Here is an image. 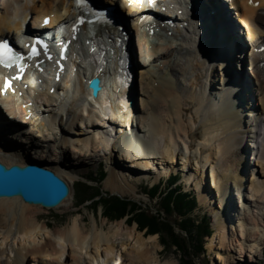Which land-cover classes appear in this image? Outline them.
I'll return each mask as SVG.
<instances>
[{"label": "bare ground", "instance_id": "bare-ground-1", "mask_svg": "<svg viewBox=\"0 0 264 264\" xmlns=\"http://www.w3.org/2000/svg\"><path fill=\"white\" fill-rule=\"evenodd\" d=\"M204 1L214 12L215 20L223 29V41H214L211 35L209 39L207 35L210 32L207 29L208 34L205 32L201 39L203 47L208 51L205 54L218 62L208 59L198 51L197 26L194 28L189 24V29L192 32L194 30L196 36L193 34L188 37L181 31L179 25L185 20V13L183 11L179 14L178 10L186 9V3L183 0H163L165 8L171 11L166 17L177 16L175 27L170 29L179 36L183 34V47L179 48L177 59L172 61L167 69L160 71L154 67L146 76H140L141 81L145 79L148 82L145 83L142 93V97L146 98L145 104H142L137 112L126 104L132 86L127 88L128 81L123 78L124 64L118 66L115 62H110L104 66L103 59H99L98 63L92 62L94 53L86 56L85 46H82L81 52L74 60L66 63L65 70L57 82L55 62L48 64L42 72L39 69L33 73L24 72L22 79H19L17 74L22 73L23 69L17 66L10 69L1 68L0 106L8 113L20 116L23 122L29 120L32 129H36L43 139L52 138L59 149L72 151L74 154L88 155L94 146L102 145L111 158L117 155L143 170L149 168L153 159L167 161L170 168L174 163L187 168L186 172L189 173L185 174L184 178L186 186L194 189L200 204L210 205V213L216 220L217 232L208 247L210 250L219 251L226 242V228L230 221L228 209L231 206V198L227 193L228 185L232 182L237 185L236 206H239L240 201V208L243 209L244 215H247L243 202H260V212L264 218V133L259 138L260 144L254 140L259 136L257 128L264 123V52H257L255 49L259 43L264 42V0H229L230 9L235 8L236 21L246 33L250 48L248 57L246 56L250 66L248 70H251V74L248 71L249 75L256 78L251 87L245 86L243 89L231 83L229 78L220 77L216 82L215 77L223 74L222 66L224 67L223 57L218 55L221 54L220 51H238L237 47L243 44L236 34L235 24L226 18L224 7L213 8V3ZM71 3L72 0H0V37L6 31H13L15 40L24 45L29 39L20 35V26L29 17L32 28H41L44 16L61 9L63 12L59 17L54 13L52 15H55V18L50 16L51 23L48 28H53L57 19L59 21L73 17L75 12L70 10ZM139 3L140 0H135L131 7H128V15L138 16ZM131 26L139 49L136 65L149 60L155 66L156 61L172 58L173 52H170V49H173L177 42L173 37L167 36V26L159 27L161 35L156 30L154 32V28L153 33L148 32L149 27L138 25L137 19L132 21ZM62 30H58L54 38L70 34L69 27ZM114 54L116 56L117 53ZM182 59L186 60L185 63H182ZM77 60L82 67L74 73L71 69ZM241 65L237 61L238 69ZM242 75L244 76V73ZM92 76H99L102 80V90L97 98H93L87 88V82ZM5 77L9 80L5 81ZM172 78H182L186 84L182 86L173 82ZM155 81H158L156 87L153 84ZM5 84L8 87H5ZM245 84L247 85V81ZM211 85L217 89L218 97L212 98L209 94ZM238 94L244 99L243 104L249 113L246 116L251 118L250 123L252 122L253 126H248L249 122L244 120L245 116L238 112L235 101ZM106 102L109 104L104 105ZM123 104L125 110L120 112V106ZM42 106L49 109L45 116L39 114ZM121 119L122 122L117 121ZM133 121L135 123L132 124ZM106 123H118V127L121 123L126 127L130 126V133L120 134L118 131V135L111 140L110 136L94 130L100 125L105 126ZM251 126L253 128H249ZM242 127L246 129L241 130ZM89 128H93L92 132ZM138 128L143 135L136 133ZM263 128L261 129L264 132ZM197 129L198 142L196 149L192 151V138ZM22 133L27 132L21 131L20 134ZM82 133L87 137L82 138ZM44 134H48V137H44ZM248 136L252 138V144L249 145L251 152L252 148L258 145L261 147L256 161L260 171L251 170L249 183L245 187L241 176L245 172L243 169L249 164L244 163L246 150L240 147L243 139ZM258 150L259 148L253 151L256 153ZM195 154L198 156V166L195 164L197 162L192 164L191 158ZM2 157L4 158L0 159V163L6 168L14 164H24L21 160ZM61 165L70 168L67 164ZM170 168H156L153 173L154 180L157 181L162 175L167 176ZM53 172L66 182L69 188L66 198L55 208L68 207L73 199L71 182L76 177L62 168L59 170L58 167L53 168ZM124 177L118 169L113 168L109 171L105 186L122 196L134 194L135 189ZM206 184L213 191V195L215 192L218 197V205L215 207L212 204L214 197L207 192ZM247 188L249 190L246 192ZM42 209L44 208L24 203L19 197H0V258L4 255L7 257V262H2V257L0 264H30L32 259L37 260V264H127L132 260L135 264H175L173 260H160L156 236L143 237L141 232L135 230L136 225L127 227L123 221L106 224L105 220L98 223L93 218L88 226L84 216L75 215L63 227L57 226L58 223L50 227L49 220L40 212ZM238 234L239 240L244 243L254 242L249 245L250 252L257 247V238L251 239L249 229L240 226Z\"/></svg>", "mask_w": 264, "mask_h": 264}, {"label": "rangeland", "instance_id": "rangeland-1", "mask_svg": "<svg viewBox=\"0 0 264 264\" xmlns=\"http://www.w3.org/2000/svg\"><path fill=\"white\" fill-rule=\"evenodd\" d=\"M131 20H133V18ZM158 34L161 35V31H159ZM173 50L174 49H170V52H173ZM177 56H175L176 59ZM172 59L169 58L163 61L161 60L156 61V63L154 64L155 66H153V63H151L149 60L143 62V64L138 63L137 82L132 85V91L131 94L129 95L130 99L134 102V106L132 107L134 111L137 112L138 109L142 107V104H145L146 101V98L142 97V93L145 83L148 81H146L145 79L141 81L140 76H146V74H148V71L153 69L154 67L159 68L160 71L167 69L168 66H171ZM185 61L186 60L183 59L182 63H185ZM220 77H221L220 75L215 77L216 82L220 79ZM172 81L179 83L182 86L186 84L184 82L185 80H183L182 78H178V80L172 79ZM248 82L250 84L255 83V81L253 80ZM157 83L158 81H155V83H153L155 84L154 85L155 87ZM214 85H215L214 87L217 86L216 83H214ZM212 86L213 85H211L209 88L210 91L209 94L212 96V98L218 97L216 93L218 92L217 89L213 88ZM238 95L235 96L236 105H238V112L240 113V115L242 114L243 117L245 116L244 120L246 119V122H249L248 126L249 125L253 126V123L252 122L250 123L251 118L248 119L249 117L246 116L249 113L247 111L248 109L244 106L245 104L244 99L240 94ZM108 104L109 102H106L104 105H108ZM129 105L130 104L128 103L127 106L128 108L131 109ZM40 110H39L40 112L39 114L45 116L48 114L47 112L49 109L41 107ZM124 110H125V105L123 104L120 106V112H123ZM122 120L123 119L117 121L122 122ZM29 123H30L29 120L28 121L24 120L23 122L20 116L12 115L0 106V148L11 150L14 152L16 151L17 154L18 153L22 154L24 158L27 157L28 160L40 161L50 166H53L58 162L59 164L63 163L69 165L70 168L64 167L62 165V169H64L72 176L76 177V179L73 180V182H71V186L77 183L78 181L88 184V186H90L91 188L90 191L87 193V195H92V193L95 192V188H99V192H101L103 197L115 196L118 197L119 199L126 200L127 202L136 203L139 206V208L141 207L144 211L148 212L151 215H154L155 212H157L158 210H159L158 212L161 211L163 202L158 200L157 194L154 198L152 199L149 198L148 190L153 185L161 186L159 190H165V189L169 190L170 188L174 189L176 186H179L180 191H183L184 193L188 192V194H191L196 203L194 210H192L191 213L188 214V219L189 218L191 219L189 225L193 222L188 227L189 229L188 231L181 228L183 221L180 222L179 217H177L176 215H171L169 217V220L171 221L172 224L173 235L179 238L181 247L183 248L184 252L179 251L177 247L172 244L171 242L172 237L168 235L167 231L150 234L148 233L146 228L139 229L135 222L129 220L130 216L128 215L120 219H109L106 216H103L102 205L100 202H97L98 198H95L94 200H90V201L87 200L83 201L82 204L80 202L81 201L80 199L82 198L80 194H78L77 190L75 193L73 191L72 204L71 205L68 204V207L62 206L55 209L40 210V212L43 213V217H45L46 220H49L50 227L55 225L54 223H58L57 226L63 227L75 215L84 216L86 218V222L88 226L91 225L93 218H95V220L98 223H100L102 220H105L106 224H110L112 222H117V221L118 222L123 221L125 222V226L127 227H132L133 225H136L135 230L137 232H141L143 237L147 238L148 236H156V242L159 247L157 253L159 259L162 261L169 259V260H173L175 264H187L186 259H190L192 262H194V264H264V221H263L264 218L262 217L260 212V208L262 207V204H260V202H253V201L247 203L246 200L245 201L243 200L244 201L243 203L246 205V212H247V215H244V211L242 208H240L241 203L238 199H236V201L237 200L239 201L238 202L239 206L237 207L235 204L236 203L235 198L237 197L236 195L237 185L234 184L233 182L230 185H228V193H227L229 194V198H231L230 201L231 206L228 209V213L230 215L229 216L230 221H228L227 224L228 229L226 228V233H227L226 242L221 248V250L219 251L215 249L210 250L208 247L210 244V240L214 236L215 232H217L216 220L214 219L213 214L210 213V205L200 204L198 202V197L197 194L194 192V189H192L189 186H186V182L184 178H185V174L189 173V172H185L187 171V168L184 169L183 166L175 165V163H174L175 167L173 165V167L170 168V166L167 165V161L153 159L152 161H150L151 165L149 166V168L143 170L138 166L132 164L131 162L124 160L122 157H118L117 155H115L116 157L112 156L111 158L107 154V151L102 147V145L94 146V148H92L91 152L88 155L77 154V153L74 154L72 151L59 149L58 148L59 146H56L54 144L52 138L51 140L49 139L45 140V138L43 139L41 134H39L36 131V129H32V127L30 126L31 123L30 124ZM133 123L135 122L133 121L132 124ZM117 124L118 123L114 124L113 126H109V124H106L105 126L100 125L98 126L99 128L96 127L94 130L95 131L98 130L97 132H102V135L105 134L107 136H110L111 140H113L118 135V131H120L119 132L120 134L121 132L130 133V130L124 124L121 123L119 124V127L118 126L115 127V125ZM252 126L249 128H253ZM131 127L133 129V126ZM263 127H264V123L261 125V128ZM244 128L245 127H242L240 129L243 130ZM257 129L259 130V127ZM197 130L194 132V136L192 138L193 139L192 141L194 143L192 145V151L196 149V143L198 142L197 137L199 135V130L198 131ZM21 131H26L28 134L27 133L20 134ZM138 131H140L139 128ZM140 135L143 134L140 133ZM44 137H48V134H44ZM81 137L83 138L86 136H83L82 133ZM251 141L252 138H249V136L248 138L245 137L243 139V144L241 145V147L245 148V150L246 149L248 150L249 145L252 144ZM260 148L261 147H259V150L256 151V153L254 151V153H250L249 155L246 152V154L244 155L245 157V159H243L244 163L246 165L249 164L248 167L243 169V171L245 172L243 176H241L245 187L249 183L251 170L258 169L260 171V166H257V162H256L258 153L260 152ZM12 157L13 159H16L14 156ZM191 159H192V164L194 162H197L195 164L197 166L199 165V162L197 161L198 160L197 154H195ZM71 165L73 168L71 167ZM54 167L57 168L58 165L56 164ZM113 168L118 169V171H120V173H122L125 176L124 178L126 179V181L130 183V185H132V187L135 189L134 194H130V195L124 194L122 196L116 192L110 191V189H108L105 186V182L109 175V171ZM156 168H159V170L163 168L165 169L170 168L171 170L169 171L167 176L162 175L156 181L154 180L155 175L153 174ZM100 170L103 173L102 175L101 173L99 174ZM180 172H183V174L181 175ZM173 175L174 178H176V180L174 181V183L170 184L169 181H171ZM181 176H183V178ZM259 180L262 179L259 178ZM205 186L210 196L214 197L212 198V204L215 207L216 205H218V197L215 192L213 195V191L209 189V186L207 184ZM248 190L249 189L247 188L246 192ZM87 195L84 194V196L82 197H85ZM247 195L250 196L249 194ZM245 197L246 195L243 196L244 199ZM204 216H207L210 234L208 236L200 237L201 235L200 234H199L200 236L198 235L199 232L197 231L198 230L197 227ZM0 223H2L1 220ZM240 226H244L245 228H247V230L248 229L250 230L252 234L251 239L257 238V242L255 243L257 247L254 248L251 252L249 245H252L254 242L250 241L244 243V241H242L241 239L239 240L238 229L240 228ZM2 257H1L2 259L0 258L1 261L7 262L6 255ZM30 264H37V260L32 259V262ZM127 264H135V263L132 260V261H128Z\"/></svg>", "mask_w": 264, "mask_h": 264}, {"label": "trees", "instance_id": "trees-1", "mask_svg": "<svg viewBox=\"0 0 264 264\" xmlns=\"http://www.w3.org/2000/svg\"><path fill=\"white\" fill-rule=\"evenodd\" d=\"M100 173L101 175L103 174L101 170L99 174ZM175 180L176 178L172 177L169 183L172 184ZM160 187L161 186L159 185H153L148 190L149 198L152 199L157 194L158 200L163 202L161 211L158 212V210L157 212H155L154 215H151L148 212L144 211L141 207L139 208L136 203H130L115 196L103 197L101 192H99V188H95V192L92 193V195H87L91 187L83 182L78 181L77 183H75L73 185V191L75 193L77 190L78 194H80L82 198L80 199V202L82 204L83 201H90L94 200L95 198H98L97 202H100L102 205L103 216H106L109 219H120L128 215L130 216L129 220L135 222L139 229L146 228L148 233L150 234L167 231L168 235L172 237V244L175 245L179 251L184 252L183 248L181 247L179 238L173 235L172 224L169 220V217L171 215H176L177 217H179L180 222L183 221L181 228L188 231V227L193 223L192 222L189 225L191 219H188V214L191 213L192 210H194L196 203L194 201L193 196L191 194L180 191L179 186H176L174 189L170 188L169 190H159ZM84 194L87 196L82 197L84 196ZM163 215L167 217H164ZM197 229V231L199 232H197L198 235H201H199L200 237L208 236L210 234L207 216H204L201 219ZM186 260L187 264H194V262H192L190 259Z\"/></svg>", "mask_w": 264, "mask_h": 264}, {"label": "water", "instance_id": "water-1", "mask_svg": "<svg viewBox=\"0 0 264 264\" xmlns=\"http://www.w3.org/2000/svg\"><path fill=\"white\" fill-rule=\"evenodd\" d=\"M87 88L97 98L101 90L99 78H91ZM68 192L66 182L45 165L27 161L22 166L14 164L6 168L0 163V197L20 196L27 204L54 208Z\"/></svg>", "mask_w": 264, "mask_h": 264}, {"label": "snow or ice", "instance_id": "snow-or-ice-1", "mask_svg": "<svg viewBox=\"0 0 264 264\" xmlns=\"http://www.w3.org/2000/svg\"><path fill=\"white\" fill-rule=\"evenodd\" d=\"M77 2L78 3H80L81 2V0H77ZM0 49H2L3 50V55H4V57H5V59H8V58H12V59H14L15 57H10L8 54L11 52V50L7 47V45L6 44H0ZM33 55H35V49H33V53H32ZM5 87H8V85L7 84H5Z\"/></svg>", "mask_w": 264, "mask_h": 264}]
</instances>
